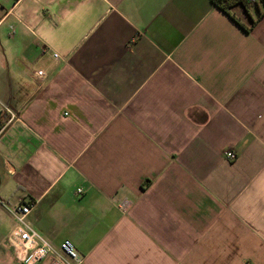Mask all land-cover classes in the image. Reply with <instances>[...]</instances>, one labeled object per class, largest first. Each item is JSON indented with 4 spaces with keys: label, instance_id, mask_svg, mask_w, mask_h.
<instances>
[{
    "label": "crops",
    "instance_id": "1",
    "mask_svg": "<svg viewBox=\"0 0 264 264\" xmlns=\"http://www.w3.org/2000/svg\"><path fill=\"white\" fill-rule=\"evenodd\" d=\"M263 11L0 0V264L23 204L85 264H264Z\"/></svg>",
    "mask_w": 264,
    "mask_h": 264
},
{
    "label": "built area",
    "instance_id": "2",
    "mask_svg": "<svg viewBox=\"0 0 264 264\" xmlns=\"http://www.w3.org/2000/svg\"><path fill=\"white\" fill-rule=\"evenodd\" d=\"M252 3L258 0H250ZM55 55V58H58ZM40 75V74H39ZM9 116V122L17 118L10 107H4L3 112ZM1 135V134H0ZM225 157L228 161H235L237 154L226 151ZM78 194L83 193L78 190ZM34 205L23 204L12 210L16 220V227L8 238V245L12 249L15 259L21 264H85V258L81 256L75 245L70 240H65L60 246H54L50 241L36 231L29 221V216ZM127 203L122 209H127Z\"/></svg>",
    "mask_w": 264,
    "mask_h": 264
},
{
    "label": "trees",
    "instance_id": "3",
    "mask_svg": "<svg viewBox=\"0 0 264 264\" xmlns=\"http://www.w3.org/2000/svg\"><path fill=\"white\" fill-rule=\"evenodd\" d=\"M219 9H221L223 12L231 16L234 20L237 21V19L232 15L231 9L234 7V5H242L246 9L252 6H258L259 4L264 5V0H258L259 2L252 3L250 0H211ZM264 14V11H263ZM262 14V15H263Z\"/></svg>",
    "mask_w": 264,
    "mask_h": 264
}]
</instances>
